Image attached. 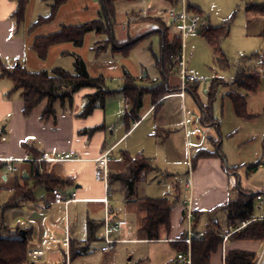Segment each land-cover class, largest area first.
Returning <instances> with one entry per match:
<instances>
[{
  "label": "crops",
  "instance_id": "0c3cea01",
  "mask_svg": "<svg viewBox=\"0 0 264 264\" xmlns=\"http://www.w3.org/2000/svg\"><path fill=\"white\" fill-rule=\"evenodd\" d=\"M73 1L61 5L52 22L29 33L30 2L26 8L24 23L18 24L13 16L17 8L15 1L0 0V161L2 159L21 161L16 163L15 172L9 171L5 164L0 162V210L14 197L15 184L31 191L29 198L20 197L17 199L19 202L17 207L3 212L5 225L10 230L9 234L15 236L21 230L25 231V235L29 232L28 252H42L37 259L28 258L30 264H62L68 254L69 264H186L179 261L177 256L178 254L190 256V245L184 241L188 232L191 236L200 237L214 232L222 237L220 246L210 255L209 264L224 263L227 254L234 250L258 255L263 248L264 240H242L232 237L224 239L231 224L222 208L228 202L237 199L241 192L264 193V177L255 184H260L257 190H253L255 187L253 184H248L245 188L240 187L242 171L246 176H250L249 178H253L260 170H264V166H261L254 172L246 171L249 164L258 161L264 163V74L260 76V83L254 92L230 87L235 88L236 94L244 97L248 118L236 116L232 102L227 96V89L220 94L217 110L214 106L212 108V123L202 122L204 115L200 104L203 106L208 104L206 90L203 91V94H206L204 99L198 96L200 104L191 89L185 88L183 97L178 95L179 92H174L155 100L147 93L142 98L141 108L134 113L131 103L121 92L124 71L140 88H153L162 82L166 88H176L181 80L176 74L166 80L162 70L157 67L155 57L160 55L161 39L159 34L153 33L154 29L149 24L121 21L113 30L116 40L123 42L121 45H127L136 39L140 41L126 54L121 50L119 52L113 50L114 41L99 53L93 50L97 63L94 70L88 69L89 74L92 77L103 76L106 80L118 76L122 80L115 90L106 87L112 94L106 97L102 108H96L89 116L82 117L81 113L87 102L86 95L92 92L83 89L72 95L71 103L65 102L63 106L56 104L55 117L42 118L44 104L29 116H25L21 92L13 90V81L2 74V69L10 71L18 64L29 71L49 70L48 68L52 66L69 69V67L65 69V64L63 65V57L78 52L71 43L50 47L45 60L38 58L32 44L36 37L58 31L60 29L58 22L63 19L65 21L63 25L77 23V19L74 18L77 14L73 8L78 7L77 3H80L79 7L82 10L88 6L86 0H80L71 8L70 4ZM249 3L252 1L246 5ZM99 8V5H96L94 12L98 14ZM248 14L249 17L262 15ZM53 25L55 27L58 25V29L52 32ZM171 26L175 27L172 23ZM101 36L103 37L95 34L96 40L93 45L95 49L101 42L107 41L105 36L103 39ZM153 37L159 40L158 53L150 54V51L149 56H144L138 61L129 58L133 50H138L144 44L149 45V48L146 47L148 51L151 50ZM142 51L145 52V48H142ZM125 68H128V71ZM142 72L146 73L145 78L140 76ZM199 83L188 85L197 93ZM187 91H190L195 105L187 101ZM224 109L227 117H222L219 122L217 112L219 110L223 112ZM196 118L200 121L198 123L205 127L204 138L200 136L201 128L197 126ZM227 120L231 124L228 125ZM249 124L253 125L254 129L243 137L239 136L236 129ZM195 129L198 131L194 132ZM166 131L169 133L165 134ZM235 138L234 145L240 150L239 154L242 152L244 155L247 154L249 145L255 149L251 163L233 157L230 166L228 165V158L232 157L227 155L229 152H226L227 147L225 149L223 141ZM104 151H110L108 163L110 175L126 172L123 153L132 158L142 155L152 165V169L138 184L137 197L133 200H125V190L119 183L115 182L109 186L113 195L108 199L107 209L112 225L116 226L108 233L113 241L112 250L109 252L101 251L105 235L103 220L106 215V207L102 200L105 198L106 187L94 178V160ZM199 151H215L218 154L199 159L192 169L191 159ZM70 152H74V155ZM43 153H50L64 160L43 163L32 161ZM36 167L38 175L35 172ZM184 175L188 178L187 181L184 180V185H181L179 182ZM39 177L46 180L38 183ZM165 182L171 188V192L160 194L161 196L151 193L155 188L159 191ZM52 189H59L65 196L76 193V199L68 204H56L51 195ZM117 191L119 193L115 194ZM145 198H167L171 203L170 227L168 229L160 227L159 239L155 241L148 240L142 232L146 218V211L142 206ZM254 205V216H264V209L258 201L255 200ZM188 211L194 215L190 222L184 217V213L186 215ZM89 222L101 224L90 244L87 243ZM119 246H122L120 250ZM71 247L76 255L73 260L70 254ZM123 248L126 249V258L121 263L117 255L121 249L124 250Z\"/></svg>",
  "mask_w": 264,
  "mask_h": 264
},
{
  "label": "trees",
  "instance_id": "16d2710c",
  "mask_svg": "<svg viewBox=\"0 0 264 264\" xmlns=\"http://www.w3.org/2000/svg\"><path fill=\"white\" fill-rule=\"evenodd\" d=\"M16 3V11L14 18L18 24L24 23L26 8L30 0H13ZM49 7V14L46 17H39L35 23L29 27V32L34 28L52 22L61 5L68 0H42ZM119 1L134 2L136 0H99L101 10L99 17L93 21L82 23L79 25H62L60 29L54 33L38 36L34 39L32 49L39 59L45 60L50 47L61 44L71 43L74 47H80L83 43L84 37L88 33H95L97 35H107L106 43L110 41L113 28L115 26L116 8L115 4ZM170 6H176L181 0H164ZM189 9L199 12L195 7L189 6ZM247 13H257L264 15V2H252L245 6ZM228 23H223L220 26H205L199 35L211 47L213 56L219 65L228 66L225 54L220 50L222 41L228 36ZM261 36L264 38V31ZM110 41V42H109ZM140 39H136L118 49L114 47L115 52L120 50L126 54L133 45L138 43ZM115 45V44H114ZM104 50V48H96L97 53ZM183 52V42L180 35H176L172 40L168 39L167 35L161 37V51L158 57H155L157 67L162 70V74L167 80L171 75H175L178 70V62L176 58ZM73 57V71L68 72L60 67H55L51 70L29 71L21 65L14 66L10 71L3 68L2 74L13 81V90L20 91L24 102L23 113L29 116L34 110L38 109L44 104L41 116L42 118H49L56 116V104L64 105L65 102L72 101V95L83 90L89 89L93 92L86 95V104L81 113L82 117L89 116L96 108L103 107L107 96L112 92L107 90L105 86V79L103 76L92 77L83 58L77 54L72 53ZM177 69V70H176ZM239 71L234 80V84H238L247 92H254L260 83L259 73L250 74L246 78L240 75ZM239 80H244L239 83ZM222 80L215 79L212 81L207 92L208 104L203 106L198 101V95L193 89L186 84L187 90H192L193 95L200 104L202 110L203 123H212V108L216 100L217 85H220ZM240 84V85H239ZM181 84L176 88L165 87L162 82L153 88H140L135 84V80L124 71L123 73V87L121 92L126 97L127 101L132 105V112L138 111L142 106V98L149 93L153 99L169 93L180 92ZM232 102L234 112L238 118H248L246 114V101L243 96L234 92L227 94ZM155 107V109H157ZM209 121V122H207ZM169 133L166 131L165 134ZM218 153L199 151L191 159V168L194 169L196 162L202 158H209L217 156ZM123 160L126 163V172L119 175L109 174V186L115 182L119 183L125 190V200H133L137 197L138 184L143 180L146 173L152 169V165L148 159L142 155L135 158L130 157L126 153L122 154ZM263 165L262 161L246 166L247 172H254ZM46 179L39 177L38 183L44 182ZM14 197L12 200L2 206L0 210V264H30L28 260V232L25 236L9 234L10 230L5 225L3 212L7 209L17 207L19 202L17 199H27L31 195V191L26 187H20L18 184L14 186ZM259 193L240 194V196L228 202L222 210L226 212L228 221L231 225H235L240 221L250 220L254 216L256 195ZM143 208L146 211L145 224L142 232L150 241L159 239V229L164 226L167 229L170 227V212L171 203L167 198H145L143 199ZM184 217H186L184 213ZM194 218V215H193ZM101 224L93 222L88 223V238L87 243L90 244L94 240L96 230ZM230 237L242 240H264V220L252 221L242 230L232 234ZM222 242V237L217 233H206L200 239L192 238L190 243V260L191 264H209L210 255L218 249ZM185 248L182 250L184 251ZM71 259L76 255L73 248H70ZM257 255L246 251H230L226 258L225 264H254ZM174 264V263H168Z\"/></svg>",
  "mask_w": 264,
  "mask_h": 264
},
{
  "label": "rangeland",
  "instance_id": "374dc122",
  "mask_svg": "<svg viewBox=\"0 0 264 264\" xmlns=\"http://www.w3.org/2000/svg\"><path fill=\"white\" fill-rule=\"evenodd\" d=\"M70 1L71 0H68L65 4L70 3ZM76 1L80 2V0H74L73 3L70 4L71 8L75 6ZM86 1L88 6L87 9L82 10V8L79 7L80 3H77L78 7L73 8V10H75L77 14V16L74 17L75 19H77L76 21L77 23L73 25H79L82 23L90 22L99 17V13L97 14L96 12H94L96 5L97 6L99 5L100 7L98 11L100 12L101 10L99 0H86ZM186 1L188 6L195 7L199 10V13L206 19L209 25L220 26L223 23H228L227 24L229 30L228 36L222 41L220 45V50L225 54L226 60L228 62L227 67L219 65L216 62L211 47L199 35V33L181 35L179 29L176 26L175 27L171 26V23L169 22V20H167L168 17L166 12L171 10L173 7L170 6L168 3H166L164 0H137L135 2H124V1L117 2L115 4V8H116L115 26L120 25L121 21H129L131 24H134L135 22H141V23H147V25L149 24L154 29L153 33L159 34L158 36L160 39L163 35H167L169 40H172L173 37H175L176 35H181V39L183 42V55L187 69L191 74L195 75L198 79H200V83L198 84L199 89L197 92L200 99H204L206 94H203V91L209 90V86L211 85L212 81H214L215 79L222 80L221 82H219L221 84L216 86L217 95L213 106L217 110L218 104L220 102L219 101L220 94L225 89H227L226 93H229V92H234L235 89V88L231 89L230 88L231 86L240 88L238 84H234L233 82L238 70L241 72L240 75H242L243 78H246L245 80H248L247 77H249L248 75L250 74L259 73L260 76L264 74V66H263L264 38L260 36L262 30L264 29V16L250 15L251 17H249V14L246 13L245 11V5L247 2H251V1L264 2V0H186ZM29 2L31 9L28 12L29 15L28 19L30 21V27H31V25L35 23L39 17L48 16L49 7L45 2H42V0H30ZM179 4L174 7L176 11H179L180 9ZM66 9L67 8H65L64 10L65 12ZM141 12L143 14H140ZM190 12L192 14L195 13L191 9ZM58 23L60 24V25L58 24L60 28L65 23V21L63 19L61 20V22ZM58 25L56 27L54 25L51 26L52 32L56 30V28L58 29ZM41 26L42 25L34 28L30 32L28 29V32L33 33L36 29L39 30ZM104 36L107 38V35H103V37L101 36L102 37L101 39L105 38ZM95 40L96 39L94 33L92 34L89 33L85 35L82 45L80 47H75L78 52L74 51L75 52L74 54L81 56L83 60H85V63L87 64V68L88 69L91 68V70H94V67L96 66L97 63L94 54L95 47L93 46ZM110 41L112 42L114 41L115 44L114 47L118 49H121L125 46V45H121L123 42H118L116 40L113 31ZM152 41L153 44L151 50L148 51L146 47L149 48V45L144 44L138 50H133L129 55V58L132 57L131 59H135L138 61L144 58V56L145 57L149 56L150 51H151L150 54L156 52L158 53L159 40L157 37H153ZM131 42L132 41L128 42L127 45ZM108 44L109 43L101 42L98 45V48L99 47L106 48ZM142 48H145V52L142 51ZM72 59L73 57L71 55L67 57H63L64 62H62L63 65L65 64V69L69 67V69L66 70L70 72L73 71ZM59 64H61V62H59ZM128 66L130 67V65ZM51 68H53V66L48 69L51 70ZM178 71H179V66H178V70L175 72L176 76H179ZM144 74L146 73L142 72L140 76H142V78H145L146 75ZM121 81L122 80L118 76H113L108 80L105 79V86L110 90H115L121 84ZM243 81L244 80H239V83H242ZM189 92L190 91H187V101H189V104L193 103V105H195L194 98ZM217 113H219V122L222 120L221 119L222 117L224 116L227 117L225 109L223 110V112L222 110H219ZM198 118H196L197 123L200 122ZM200 124L201 123H198L197 126L201 128L200 136H203L204 138L205 127ZM227 124L228 125L231 124L229 120H227ZM251 129H254V127L253 125L249 124L245 127H238L236 131L237 134H239V136L243 137V135L248 134ZM235 141L236 138L234 140L228 139L227 141L228 143L225 141V139L223 141V146L225 147V149L227 147L228 150V151L226 150V152H229V154L227 153V155L232 157V158H228V165L233 160V157L236 160L240 158V160L245 159L247 161L246 163H251L252 162L251 160H253L254 158L255 149L251 148L252 145H249L248 147L250 148L247 154L244 155L243 152L239 154L240 150L236 148L237 145H234ZM246 145H248V143H246ZM240 175H241L240 187L245 188V186L248 184H253V185L257 184V182L264 177V170H260L256 176H253V178H249L250 176H246L244 171H242ZM187 178L188 177L186 175L182 176V181L179 183L181 185L182 184L184 185V182L187 181ZM259 185L260 184L255 185L253 190H257L258 188L257 186ZM156 189L157 188H155L154 192H151L155 196H161L160 194H166L167 192H171V188L168 186L167 183L164 184V186L162 185L159 191ZM118 193L119 191H117L115 194ZM241 193L245 194L243 192ZM112 195L113 192L111 194V197ZM120 247L122 246H119L118 250H120ZM128 248L130 249V247ZM125 255H126V249L124 250L121 249L119 255H117L118 261L119 262L121 261V263L124 262L126 258ZM69 259L70 257L68 254L67 258L63 261L62 264H69Z\"/></svg>",
  "mask_w": 264,
  "mask_h": 264
},
{
  "label": "built area",
  "instance_id": "2783aa9c",
  "mask_svg": "<svg viewBox=\"0 0 264 264\" xmlns=\"http://www.w3.org/2000/svg\"><path fill=\"white\" fill-rule=\"evenodd\" d=\"M179 3H178L180 6L179 11H176L175 8L173 7L171 10L167 12V16H168L169 21L179 29L181 35L197 34L205 26L208 25V22L201 14H197V13L192 14L190 12L186 0H181ZM176 61L178 62V66H179L178 73H179V77L181 80V89L178 95L183 97L185 93L186 84L200 82V79H198L195 75L191 74L186 69V64H185L183 53L176 58ZM263 66H264V62H263ZM126 108H128L127 103H126ZM197 131L198 129L194 130V132H197ZM70 154L74 155V152H70ZM60 160H64V159H59L55 157V155L50 154V153H43L40 157L33 159L32 161L36 163H43V162H52V161H60ZM109 160H110V151H104L99 157H97L94 160V178L97 182L103 183L106 187L105 198L102 200L103 204L106 207V215L103 220V227H104L105 235H104V240H103L104 242L101 247L102 252H109L112 250L113 241L109 238L108 233L110 229H112L113 227H116L112 225L111 220L109 218L108 209H107L108 199L111 197V191L109 188V173H108ZM0 162H3L9 171L15 172L17 171L16 163L21 162V161L2 159ZM262 166H264V163ZM51 195H52L54 203L56 204H68L69 202L76 199V193H72L69 196H65L61 193L59 189H52ZM256 201H258V203L264 209V193L257 194ZM192 218H193L192 212L191 211L186 212V219L189 222L192 220ZM262 220H264V216L262 217L253 216L250 220L240 221L235 225H231L229 227V232L227 235L224 236V239L242 230L250 222L262 221ZM192 238L200 239V235L191 236V233L188 232V235L184 241L188 245H190ZM41 255H42V252L40 251H29L27 254L29 259H37ZM177 258L179 261L186 262V264H191L190 256H185L184 254H178ZM222 264H225V262ZM254 264H264V245H263L261 252L257 255Z\"/></svg>",
  "mask_w": 264,
  "mask_h": 264
},
{
  "label": "water",
  "instance_id": "95a60500",
  "mask_svg": "<svg viewBox=\"0 0 264 264\" xmlns=\"http://www.w3.org/2000/svg\"><path fill=\"white\" fill-rule=\"evenodd\" d=\"M144 75H146V74H144ZM35 172H36V174L38 175V167L35 168ZM19 235H20V236H25V231H22V230L19 231Z\"/></svg>",
  "mask_w": 264,
  "mask_h": 264
}]
</instances>
